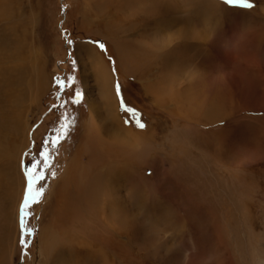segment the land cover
<instances>
[{
    "label": "rangeland",
    "instance_id": "obj_1",
    "mask_svg": "<svg viewBox=\"0 0 264 264\" xmlns=\"http://www.w3.org/2000/svg\"><path fill=\"white\" fill-rule=\"evenodd\" d=\"M217 1L223 4L222 0ZM4 2L6 1L0 0V9H7ZM250 2L254 7L244 9L251 10V13L247 14L242 8L227 6L230 8V11H226L228 16L225 14L217 24V29L213 32L205 30L209 37L206 42H201L196 48L180 46L185 56L188 53L187 59L191 56L194 61L197 58L206 60V64L200 67L205 77L201 76L202 79L196 86L199 92H206V98L201 100V106L197 105V99L188 103L192 109L184 103L179 110L180 117H173L166 115L167 113L151 99L143 95L137 79L123 78L121 73L116 71L113 57L97 45V42L105 44L102 39L91 34L83 35V31L79 30L83 0H10L13 11L8 18L12 17V20L0 16V116H8L9 119L11 115V120L13 119V127L10 126V130L6 131V138L4 137L3 141L0 139V153L4 155L0 154V264L101 263L102 259H99L98 254L97 256L94 253H86L85 248L74 245H71V250L74 249L72 254H67L65 247L61 248L60 245L58 247L61 250L56 248L57 253L61 252L60 258H56L62 262L58 263L51 254L50 245H43L39 241L41 230L48 227L50 222L51 211L47 204L52 200L51 191L61 177L62 167L72 157L74 147L80 141L89 115V98L97 96L98 93L96 75L92 74L93 65L88 61L85 43L103 52L113 73L115 72V93L117 95V86L120 93L117 95L118 115L123 124L134 129V132L150 134L153 140L163 143L165 147L171 146V149L166 147L164 150L171 155L172 166L168 159H163L161 150H150L152 154L148 166L140 169V174L152 181L154 196L149 199V203L154 204V208L146 207L143 212L135 207L128 197V184L125 179L121 180L122 189L120 187L117 192V198L123 202L124 214H139L138 224L143 222L147 226L155 227L160 238L167 242L161 245V248H177L169 253L171 255H167L168 261L145 264H170L175 255L182 257L185 254H189L193 260L202 258V263L206 264H230V243L241 252L246 249L240 229L230 224V208L238 199L233 194V186L239 187L240 179L258 178L259 170H264V0ZM177 51L179 50L173 49L171 55L177 54ZM30 52L38 56L37 64L38 68L40 67V77L38 76V80H30L31 82L28 79L31 74ZM20 55L24 58L23 66L18 61L22 59ZM192 63L189 67L195 64ZM84 66L87 70L85 73L89 75L88 84L82 76ZM14 69L18 70L20 75L15 73ZM148 70V76L152 77L160 68L158 69L156 64H150ZM183 83L185 85L182 80L180 84ZM32 84H37L38 88H34ZM87 88H91L90 93ZM77 92L80 96L78 102L74 103ZM247 106H251L254 111L248 110L251 107ZM239 116L241 129L236 131L233 122ZM65 117L66 119H62ZM137 120L145 127H137ZM62 122L67 124V132L60 137L57 130ZM149 128L154 132L149 133ZM242 133L245 138L250 136L247 142L242 140ZM165 136H170V144L164 141ZM45 149L48 152L47 165L41 155ZM34 165L36 177L33 180V188H42L44 191L42 195L32 198L27 193L26 173L33 169ZM40 173H43V179L38 178ZM121 196L124 199L120 198ZM137 197L142 198V195ZM101 217L102 215L99 216L100 219ZM21 239L24 240L23 244L20 243ZM123 248L124 246L120 251L107 249L112 255L111 262L138 264L135 250ZM240 255L241 264L249 261L245 253Z\"/></svg>",
    "mask_w": 264,
    "mask_h": 264
},
{
    "label": "bare ground",
    "instance_id": "obj_2",
    "mask_svg": "<svg viewBox=\"0 0 264 264\" xmlns=\"http://www.w3.org/2000/svg\"><path fill=\"white\" fill-rule=\"evenodd\" d=\"M5 1L7 9L1 8L0 16L8 18L11 16V11L13 10L10 7V0ZM83 3L79 30L83 31V35L91 34L94 37L102 39L105 43L106 54L113 57L112 59L117 68L116 71L120 72L123 78L131 77L137 79L141 86L140 88H142L143 95L151 99L155 105L167 113L166 115L178 117L181 106L184 103L188 105L194 99H197V105H202L201 100L206 98L204 96L206 92H199L196 86L199 85L200 79H202L201 76H204L200 67L206 64V60L204 61V58H197L194 61L195 59L191 56H189L191 60L187 59L188 53L185 56V52H181L180 46L196 48L202 44L201 42H206L209 37L205 34V30L213 32L215 28L217 29V24L225 17L226 11H230V8L219 3L217 0H83ZM242 11L246 12V14L251 13V10L242 9ZM84 46L88 51V61L93 65L92 70L95 74H92L96 75V88L98 89L96 90L98 93L97 96L93 95L94 97L89 98V115L87 114V122L84 124V131L82 130L80 141L74 147L72 157L67 161L65 166L63 165L61 177L51 191L52 200L47 204L48 209L51 211L50 222L48 227L41 230L39 241L41 244L46 243V245H50L51 254L55 256L54 258L58 263L62 262L58 261L61 252H56V248L59 245L61 248L65 247L64 250L67 254H72L74 249L71 250V247L73 245L81 246L83 249L85 248L86 253L92 255L93 253L98 254L99 259H102L100 264H113L111 262L112 255L107 252V249L120 251L122 250V246H124V250H135L138 257L136 258V262L138 264L152 263L154 261L163 263L162 261H168L169 257L167 255H171L169 253L177 249L176 246L161 248V245L167 242L160 238L159 231L155 227L147 226L146 223L141 222V224H138L139 214H124L125 212L122 211L124 210L123 202L121 199H118L119 197L117 198V192L122 185V183L120 185L121 180L125 179L128 184V188H126L127 194L131 203L143 212L146 207L150 209L154 208L155 205L149 203V199L154 196L152 181H149L147 177H143L140 174V169L146 165L148 166L147 163L152 154L150 150H156L157 152L161 150L163 159H168V163L172 166L171 155L164 150L166 147L171 149V146L166 145L165 147L163 143L153 140L150 134L134 132V129L132 130L123 124L118 115L119 104L114 87L115 72L113 73L103 52L97 51L88 43H85ZM173 49L179 50L175 52L177 54L171 55ZM30 53L32 60L30 59L31 62L29 61L31 73L28 75L29 81L36 80L40 70L37 64L38 56L36 57L35 53ZM20 58L22 59H18L19 64L21 65L22 63L23 66L24 58L22 56ZM190 63L194 65L189 67ZM84 64L87 63L84 62ZM150 64H156L157 68H160V71L152 77L148 76ZM85 71L87 70H85L84 66L82 76L84 82L88 84L89 75ZM15 73L20 75L18 70H15ZM21 77L18 76V78ZM182 80L185 81V85L184 83L182 84L184 85L183 87L180 84ZM195 82L196 85H194ZM36 85H33L34 88ZM87 89H89L90 93L91 88ZM32 101L34 102V100ZM211 105L213 107V104ZM188 106V108L192 109V106ZM248 110L254 111L252 107ZM240 117H237L233 122L236 131L241 129V120L238 119ZM12 120L11 115L9 119L8 116H0V139L2 141L4 137L6 138V131L10 130V126L11 128L13 127ZM173 127L175 128V126ZM148 130L149 133L154 132L152 128ZM198 133L202 134L201 132ZM241 135H243L242 140L244 142H247L248 138H250V136L245 138L246 136L243 133ZM169 137H164L166 144H170ZM2 141L0 140V144ZM184 142L186 141L184 140ZM1 155L4 156L3 154ZM16 159L17 161L19 160L17 156ZM166 168L168 169L169 167ZM257 177H251L249 180L240 179L239 187L233 186V194L238 199L235 204L233 203L232 210L230 208V224L232 223L236 228L240 229L241 236L245 240L243 246L246 249L244 248L243 252H241L235 245L230 243V264H241L239 259H241L242 255L240 254L244 253L249 260L245 261V264H264V170L262 168L259 170ZM137 195H142V198H140L141 196L137 197ZM231 197L232 191H230ZM120 198L123 197L121 196ZM185 199L187 200V198ZM195 199L197 200L198 198ZM188 200L191 201V199ZM193 203L195 202L193 201ZM49 210L47 213H49ZM100 215H102L101 219L99 218ZM103 223L104 226H102ZM91 247H93L92 250L90 249ZM218 251L220 252L219 249ZM118 256L120 257V255ZM193 259L189 254L182 255V257L175 255L173 262L170 264H206V262L202 263V258ZM92 261L94 263V260ZM95 262L97 261L95 260Z\"/></svg>",
    "mask_w": 264,
    "mask_h": 264
},
{
    "label": "snow or ice",
    "instance_id": "obj_3",
    "mask_svg": "<svg viewBox=\"0 0 264 264\" xmlns=\"http://www.w3.org/2000/svg\"><path fill=\"white\" fill-rule=\"evenodd\" d=\"M222 3L225 5V6H233V7H236V8H242V9H251L254 7V5L250 2V0H222ZM69 43H71V41H69ZM97 45L98 47L101 49V50H104L105 49V45L103 43H99L97 42ZM69 80H71V77H69ZM119 87L117 86V95H119ZM80 96V93L77 92L76 93V97L77 99L74 100L73 102H78V98ZM128 111H132L131 109H128ZM62 119H66L65 118H62ZM137 127L139 128H144L145 125L140 123L139 120H137ZM58 131V136L62 137L66 134L67 132V124L66 123H61V126H60V129L57 130ZM56 138L54 137L53 138V142H55ZM41 155L44 157V164L47 165L48 164V152L47 150L45 149V151H43L41 153ZM27 175V178H28V188H27V193L29 194V196H31L32 198H35L36 196H40L43 194V189H39V190H34L33 188V180L34 178L36 177V173H35V165L33 166V169H29L26 173ZM54 175V174H53ZM39 179H43V173H40ZM25 203H27V199L25 200ZM20 243L23 244L24 243V240L21 239L20 240Z\"/></svg>",
    "mask_w": 264,
    "mask_h": 264
}]
</instances>
